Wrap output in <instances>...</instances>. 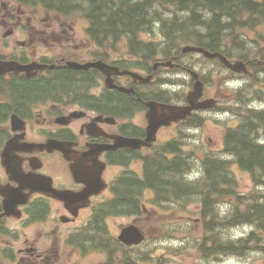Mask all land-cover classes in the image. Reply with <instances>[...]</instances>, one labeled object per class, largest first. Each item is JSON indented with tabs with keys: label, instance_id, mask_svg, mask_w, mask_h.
I'll use <instances>...</instances> for the list:
<instances>
[{
	"label": "flooded vegetation",
	"instance_id": "1",
	"mask_svg": "<svg viewBox=\"0 0 264 264\" xmlns=\"http://www.w3.org/2000/svg\"><path fill=\"white\" fill-rule=\"evenodd\" d=\"M34 6L24 5L18 0H0V66L10 64L12 68L18 65H29L30 60L38 55V43L42 39L43 44L59 49V53L54 54L50 59L38 58L35 61L67 66L73 61L83 64V35L77 28V24L67 22L50 21L49 18L39 19L37 11L32 10ZM37 9V8H36ZM51 37L57 39L56 44H47ZM93 56L86 59L90 61L102 60L103 62L117 66L120 70H125L122 66L131 67L133 61L130 59L120 60L118 56L107 53L93 52ZM104 57V58H103ZM122 61V62H121ZM175 71L180 76L186 69L181 64H175ZM129 70V69H128ZM162 65L152 67L150 65L141 67L139 71L142 76H150V79H133L130 75L114 74L110 70L113 83L122 87H133L134 94H123L118 89H104L99 85L90 94L89 107L87 110V97L83 96V75L104 77L98 70L83 68L69 70L59 67L54 70H47L37 74L32 79H27L23 72L9 70L0 72V84L6 82L14 85L18 80L31 82L34 89L39 88L40 80L48 78L51 86H56V81L60 77H65L69 82H80L79 90H68L62 99L54 98L43 105L49 106L50 111L41 110L38 115L44 119H65L69 124H82L89 117L90 120L103 116V106L106 105L115 113L119 108L120 94L129 96L127 101H123L122 111L128 112L132 109L129 119H120L113 116L106 119L109 122L111 131L115 135H123L129 138L144 139L147 135V121L145 118L147 107L146 101L153 100L159 104H179L186 105L185 99L174 100L171 97L177 95L175 89L169 91L162 87L167 80L165 72L169 71ZM120 93V94H119ZM206 98L205 94L204 97ZM8 102L0 96L1 112ZM199 110H194L185 122L190 121L194 114H199ZM90 115V116H89ZM182 122L172 125H178ZM104 125V124H103ZM51 133V132H50ZM52 135V136H51ZM51 138H58L66 142L76 144L75 150L83 151V129L79 133L75 127H69L56 134L55 129L50 134ZM92 141L102 142V138L92 139ZM86 142V141H85ZM148 148L135 150L133 148H117L116 151H105L103 155L116 152L121 154H137L146 151ZM41 164L38 170L43 174L53 178L54 187L60 190L66 189L79 191L82 185L75 183L70 177L68 162H65L64 154L57 150L38 152ZM76 157V156H75ZM26 158V156H24ZM24 169L29 170L26 162ZM4 173L0 172V184L6 183ZM82 201H60L47 197L46 194L33 191L26 202H23L19 209L26 212V215L19 218L13 214H2V199L0 197V264H83V207ZM75 213V214H73ZM78 251V253H77Z\"/></svg>",
	"mask_w": 264,
	"mask_h": 264
},
{
	"label": "trees",
	"instance_id": "2",
	"mask_svg": "<svg viewBox=\"0 0 264 264\" xmlns=\"http://www.w3.org/2000/svg\"><path fill=\"white\" fill-rule=\"evenodd\" d=\"M168 6L173 8L168 21L171 28L168 31L174 32L172 37L186 41L188 33L193 32L194 42L211 51L220 50L227 54L230 44L245 42V36L238 31L255 33L259 28H264V0H83V11L90 22L89 34L97 43L105 41L101 37L113 36L134 41L140 32L150 31L152 25L159 24L156 11ZM176 11L180 19L176 17ZM175 18L178 20H173ZM255 34L264 40L261 34ZM238 56L250 57L245 56V52ZM224 144L228 156L234 158L242 169L249 171L256 182L258 177H264V144L257 141L256 130L239 128L231 131L226 135ZM227 164L220 157L207 158L203 167V187L187 182L178 184L174 177H168L172 192L176 194L177 190L178 196L183 198L191 194L200 195L205 210L211 207L212 198L224 195L235 197L232 215L225 224H255L263 238L260 242L252 243L264 248V196L249 203L241 202L240 195L234 190L233 179L227 174ZM147 182L157 189L155 180L149 179ZM246 244V241L243 244L239 239L236 243L230 242L221 247L237 253V247H245Z\"/></svg>",
	"mask_w": 264,
	"mask_h": 264
},
{
	"label": "rangeland",
	"instance_id": "3",
	"mask_svg": "<svg viewBox=\"0 0 264 264\" xmlns=\"http://www.w3.org/2000/svg\"><path fill=\"white\" fill-rule=\"evenodd\" d=\"M74 4L78 5L79 1L74 2ZM81 4L83 5V1H81ZM168 7L171 9V11L173 10L172 6ZM40 10L43 11H41L39 14L40 19H44L45 17L50 19V16L48 17L46 12L44 11L45 9L40 8ZM160 15L166 17L167 11H161ZM160 15L157 14V16L159 17ZM57 16L61 17L60 21L77 19L82 24L83 28L86 26V22L83 19V12H80L77 9L76 12H64V8H62L52 14L50 21H53ZM173 20L178 19L175 18ZM160 28L166 31L167 29L171 30L168 22H165L164 26L161 24ZM249 36L254 41L257 39L253 35V33H250ZM153 37L154 35H145L147 41H150ZM54 41L55 40L52 39L48 43H52ZM260 44H263V42H261ZM88 49L90 50V47ZM85 50L86 46L83 42V52ZM183 60L186 64L196 68L197 71L202 74L203 78L208 84L207 91L218 97L220 102H222V109L229 105L230 102L232 104H235L237 102L240 103L244 101L246 104H249L248 95L245 91L249 88L257 87L258 89H262V91L258 90L259 93L257 95L263 96L264 94L263 72H261L262 78L258 82H253L251 85H244L243 88L242 84L238 87H231L227 84V82L230 80L231 73L226 71L224 67L220 69L217 66L212 65L211 61H206L202 57L197 55H186ZM211 66L214 67L211 68ZM257 67L260 71V68H263L264 64L258 65ZM245 78V76L239 77V79L241 80H244ZM181 81L175 82V84L179 87L178 92L181 88ZM253 91L254 89L250 92ZM19 94L22 93L19 91ZM30 94V90L24 91V97H27ZM224 121H226L225 125L223 124ZM198 123V130L195 133H188L186 130L182 129L181 132L175 134V130L169 129V132H171L172 134L166 135V138H171V141L179 139L182 143V150L179 152V154L180 156L183 154L186 155L187 160L183 161L188 165L186 170H183V174H190L192 172L190 169L198 166V163L196 162L197 157H203L205 152H220L222 149V132L224 130V126H235L237 124V121L235 120V118L231 117L228 114L223 115L222 117H218L215 113H210L209 115H203L202 119L198 118ZM201 124H204V126L200 128ZM6 127L9 129V120H7L6 122ZM161 150L162 149L156 148L151 153V155L148 156V162L154 160L152 163H156L158 161V158L161 156V154H159ZM137 164L138 162L136 161L135 164L131 166H124L123 169H121L116 175V183L118 182L120 176H122L124 172L127 173V171H132L141 176L144 173V167ZM232 169L236 174L239 189L249 190L253 187L249 174L241 171L237 167V165H233ZM113 177H115L114 169L111 170L109 176L107 177L108 181H110ZM158 178L161 183V187L164 188V177L159 176ZM124 179V181L127 182L126 178ZM116 183L115 187L117 185ZM107 195L111 200L114 199L112 193H107ZM150 197L151 194H146L144 197H142L139 203V210L140 212H143L142 208L145 207L146 212L141 215L140 218H138L136 221V223L140 226L144 233L148 237H150V239L148 238L146 244L144 246H141L142 248L148 247V250L144 251L142 248L132 250L120 247L119 255H115L113 264H135L136 261L142 259L146 253H149L151 255V258L149 260H153L154 258H156L158 260V264H171L174 261H176L177 264H214L218 255H215L211 252L202 254L201 248L199 247V243L197 241L200 235L201 224H193L194 218H196L198 215L194 213H185L186 216H178L176 212H171L172 207L161 201L153 200ZM122 208L129 209L131 208V205L123 204ZM117 221L118 222L115 223L112 227L116 228L118 224L125 225L131 222H135V218L124 217L123 215H120L117 218ZM173 221H179V224H176V222ZM168 222L171 224L167 227L166 224ZM188 223L191 224V226L188 228V230H186L183 228V226ZM193 231L194 233H192ZM122 234L126 235L124 232H122ZM119 239L120 241H124L123 237H120ZM109 242L110 241L107 240V243ZM244 255L245 260H248L249 264H264V250H262L260 247H247L245 249ZM91 260L92 264H101L102 261L111 264L112 257L108 253L99 252L96 256L92 255ZM237 260L238 259L234 258H226L219 264H239Z\"/></svg>",
	"mask_w": 264,
	"mask_h": 264
},
{
	"label": "water",
	"instance_id": "4",
	"mask_svg": "<svg viewBox=\"0 0 264 264\" xmlns=\"http://www.w3.org/2000/svg\"><path fill=\"white\" fill-rule=\"evenodd\" d=\"M183 50H187V51H199V52H203L206 56H208V57H215V56H219L223 61H225L224 60V58H222L219 54H217V53H215V54H210V53H208L207 51H204L203 49H201V48H196V47H185ZM226 62V61H225ZM95 66H97V68L98 69H100V70H102L103 71V69H102V67L99 65V63H96V64H94ZM230 67L232 68V69H235V70H244V71H246L245 69V64L243 63V62H241V61H237V62H235V65H230ZM104 72V71H103ZM201 88H202V86H201V83H199V82H197L196 84H195V91H196V94L199 92V91H201ZM189 112V108H185L184 110H182V111H180V112H175V111H173V112H170V116H163L162 117V119L163 120H165L166 122H169L170 120H172V119H175V118H178V117H183V116H185V114H187ZM161 119V118H160ZM126 232L127 233H125L126 235H123V236H121V237H123L125 240H127V241H132V240H134V241H140V240H142L143 239V236L138 232H136L133 228H128L127 230H126Z\"/></svg>",
	"mask_w": 264,
	"mask_h": 264
},
{
	"label": "bare ground",
	"instance_id": "5",
	"mask_svg": "<svg viewBox=\"0 0 264 264\" xmlns=\"http://www.w3.org/2000/svg\"><path fill=\"white\" fill-rule=\"evenodd\" d=\"M244 32L246 33V31H244ZM250 33H253V35L257 38V39L255 40V42H257V43H259V44H260L261 42H263V44H264V40L260 39L258 35H256V34H255L254 32H252V31H251ZM250 33H246V34L249 36ZM101 264H110V263L105 262V261H102Z\"/></svg>",
	"mask_w": 264,
	"mask_h": 264
}]
</instances>
